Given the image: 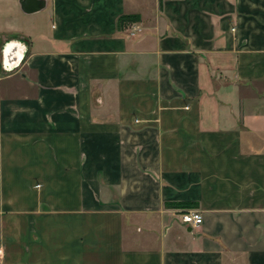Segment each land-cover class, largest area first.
I'll list each match as a JSON object with an SVG mask.
<instances>
[{
  "label": "crops",
  "instance_id": "crops-1",
  "mask_svg": "<svg viewBox=\"0 0 264 264\" xmlns=\"http://www.w3.org/2000/svg\"><path fill=\"white\" fill-rule=\"evenodd\" d=\"M0 264H264V0H0Z\"/></svg>",
  "mask_w": 264,
  "mask_h": 264
},
{
  "label": "built area",
  "instance_id": "built-area-1",
  "mask_svg": "<svg viewBox=\"0 0 264 264\" xmlns=\"http://www.w3.org/2000/svg\"><path fill=\"white\" fill-rule=\"evenodd\" d=\"M141 31H142V27L140 25H134L129 32V36L130 37L137 36ZM183 220L190 225L199 226L202 224L204 217L200 211L192 210L183 214Z\"/></svg>",
  "mask_w": 264,
  "mask_h": 264
},
{
  "label": "water",
  "instance_id": "water-1",
  "mask_svg": "<svg viewBox=\"0 0 264 264\" xmlns=\"http://www.w3.org/2000/svg\"><path fill=\"white\" fill-rule=\"evenodd\" d=\"M21 8L26 13H33L46 6V0H20Z\"/></svg>",
  "mask_w": 264,
  "mask_h": 264
},
{
  "label": "trees",
  "instance_id": "trees-1",
  "mask_svg": "<svg viewBox=\"0 0 264 264\" xmlns=\"http://www.w3.org/2000/svg\"><path fill=\"white\" fill-rule=\"evenodd\" d=\"M134 18H135L134 16H129V15L121 16L118 20V27L122 28L125 22L132 21Z\"/></svg>",
  "mask_w": 264,
  "mask_h": 264
}]
</instances>
